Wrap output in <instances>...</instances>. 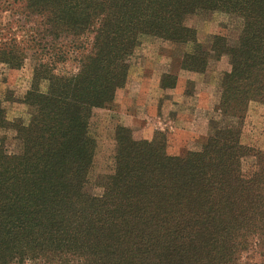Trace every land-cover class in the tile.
Segmentation results:
<instances>
[{"label":"trees","instance_id":"obj_1","mask_svg":"<svg viewBox=\"0 0 264 264\" xmlns=\"http://www.w3.org/2000/svg\"><path fill=\"white\" fill-rule=\"evenodd\" d=\"M9 2L33 27L20 39L13 21L4 25L0 63L19 69L31 52L39 57L25 96L29 123L9 122L0 100V131L19 145L12 152L0 137V264H264L245 260L264 248V151L241 141L250 104H264V0ZM214 12L240 28L199 43L191 20ZM84 37L77 73H57L66 60L56 45ZM145 37L192 45L187 71L228 58L219 119L201 150L184 156L167 152L163 133L137 139L119 126L114 169L94 195L91 119L126 86Z\"/></svg>","mask_w":264,"mask_h":264},{"label":"rangeland","instance_id":"obj_2","mask_svg":"<svg viewBox=\"0 0 264 264\" xmlns=\"http://www.w3.org/2000/svg\"><path fill=\"white\" fill-rule=\"evenodd\" d=\"M9 0H0V41L12 29L20 39L25 37L33 24H23V17L12 13ZM198 31V41L207 44L215 36H232L240 28L237 19L222 12H214L190 23ZM233 37V36H232ZM90 47V38L73 39L66 45L61 41L57 52L66 61L57 66V73H77L81 54ZM192 45H174L161 39H142L134 57L126 86L117 92L115 101L103 109H96L90 123V131L97 141L94 165L90 174L89 192L99 195L102 178L112 173L115 165L116 130L125 126L133 130L137 139L153 140L156 133H163L167 152L184 156L190 151H199L211 134V122L218 121L214 112L220 94V78L229 69L227 57L212 58L203 73L182 68V59ZM52 55H55L54 53ZM38 54L30 53L23 67L12 69L0 63V100L6 119L11 123L28 124L31 108L25 96L33 85L34 63ZM171 77L167 79V77ZM175 82L174 88H163V81ZM47 83L42 84L46 90ZM8 136L7 147L12 152L19 150L12 131H0V137ZM244 145L264 151V104L253 102L248 108L242 131ZM262 255V256H261ZM264 260V248L258 253H249L245 260Z\"/></svg>","mask_w":264,"mask_h":264}]
</instances>
